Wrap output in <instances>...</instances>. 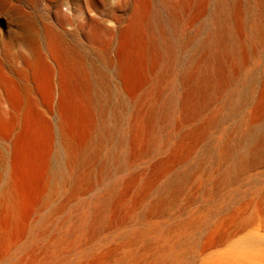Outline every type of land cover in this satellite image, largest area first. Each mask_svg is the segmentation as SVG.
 Segmentation results:
<instances>
[{
	"label": "bare ground",
	"instance_id": "bare-ground-1",
	"mask_svg": "<svg viewBox=\"0 0 264 264\" xmlns=\"http://www.w3.org/2000/svg\"><path fill=\"white\" fill-rule=\"evenodd\" d=\"M74 1L44 78L0 61V264H264V0Z\"/></svg>",
	"mask_w": 264,
	"mask_h": 264
},
{
	"label": "rangeland",
	"instance_id": "rangeland-1",
	"mask_svg": "<svg viewBox=\"0 0 264 264\" xmlns=\"http://www.w3.org/2000/svg\"><path fill=\"white\" fill-rule=\"evenodd\" d=\"M155 1L158 4L160 3V0ZM213 1L217 2L219 0ZM246 2L249 4L250 8L254 4V0H246ZM78 8L79 4L74 0H0V61H3L5 59V55H7L12 60L17 59L21 64L29 65L32 68L34 74H36L40 78H44L47 72V63L43 57L45 46L42 44V42H36V37L38 36L39 38H42V36H44V34L47 32V30H50L55 27L58 28L56 24V19L58 15H69L73 17ZM160 14L163 18L162 13ZM201 29H203L202 23H198V25H196L192 30L187 31L186 33H183L180 28L176 27L174 29V32L172 33L174 37H172L171 39V45L173 47L176 57V66L173 78L178 75L182 68L180 60L186 57V53L184 51V42L186 40L192 39L195 36L196 32H199L200 35H202V33L200 32ZM59 30L63 34H66L64 32V29L59 27ZM66 30L70 31V28L66 26ZM80 38V41H78L80 42L79 45L82 49V52L87 57H89V55H92L94 59L97 58L94 63L99 69V71L102 73V77L107 80L109 86L108 93L111 97V103H117L118 96L114 88L112 74L107 69L103 56L96 57L94 53L90 52L87 39L84 37V35L81 34ZM194 47L195 46L191 47L189 49V52H192L195 49ZM241 76L242 78H244L242 74L240 75V77ZM168 93V91L165 93L164 98L167 97ZM232 107L233 106H231V104L229 103L230 112H233L235 114L231 115L218 125L222 130L226 128H232L236 124L237 120L244 113L243 107L238 108L236 111L235 107ZM158 119L159 120L157 121L158 124L156 129V137L159 141L162 139V137L163 140H165L166 133L172 127V123L165 122L164 119L161 118V116H159ZM110 123L111 120L109 119L107 123L108 126H110ZM115 147L116 140L114 139V141L111 142L108 146V151L114 153L113 151L116 150ZM209 157L210 155L208 156V158ZM112 164L113 163L109 165V172L111 178L100 187L101 190L107 189L111 185V183H113L117 178L122 175V173L120 174L119 171L120 164ZM99 193L101 192L98 189L93 193V196ZM59 201L61 202V198L57 200L56 205L57 203L60 204ZM82 201L79 200L78 202L71 204L67 208L63 217H67L70 213L76 210V208L80 205ZM177 221H180V219H178Z\"/></svg>",
	"mask_w": 264,
	"mask_h": 264
}]
</instances>
